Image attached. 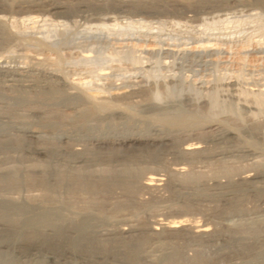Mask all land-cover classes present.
<instances>
[{"label": "bare ground", "instance_id": "6f19581e", "mask_svg": "<svg viewBox=\"0 0 264 264\" xmlns=\"http://www.w3.org/2000/svg\"><path fill=\"white\" fill-rule=\"evenodd\" d=\"M69 1L55 0L52 4L48 0H27L18 6L22 9L24 7L30 8L31 13H42L43 15L60 10L70 13L83 8L91 10L97 8V4L91 1L88 3L78 2L76 8L73 7L75 5L71 6ZM14 3L15 0H0V16L8 11ZM120 7L125 8L126 5L121 3ZM198 8L203 10L208 9L209 6L204 4L199 7L198 4ZM34 18L33 20H35ZM107 19L106 21H108ZM225 22L229 24L228 20ZM4 25H0V55H4L9 50L12 52L15 41L8 34L9 32L5 30L7 26L4 27ZM131 25L122 27L121 29H124V31L121 33L120 26L117 27L120 29L118 31L116 25H111L114 30L116 29V33L111 29V26H108V29L105 25H99L100 28L96 32L105 31L106 29V36L102 33L106 40H110V38L113 40V36H116L117 38H133L135 41L132 44L131 39L125 40L128 44L131 42L128 46V52L123 53L121 51L125 55H120L119 52L113 53L114 55L110 53L108 57H102L100 60L98 59L99 61L94 60L95 62H93L92 60L96 58L92 56V59L90 55L86 54L84 56L83 54L81 59L89 64V66L85 65V67L87 66L85 72L89 75V78L87 77L85 80L89 79V81L84 82V84L77 82V84H82L85 87L83 89H78L80 88L79 85H76V88L69 85L70 83L64 78L65 75L62 77L63 74L60 76L59 74L46 72L44 69L41 70L43 72L40 81L38 78H33L32 74L30 76V73L25 74L24 72L23 74L24 70H20V72L17 70L20 69L18 67L13 69L10 68V65L5 67L0 63V264H264V166L256 164L248 168L247 165L249 164L246 163L255 154L241 149L239 141L237 142L232 137L230 131L219 130L212 136L196 142L184 138L185 136L179 137L171 132H161L156 128L155 130L152 129V132H140L133 129L132 125H128V127L125 125L127 130L118 131L110 128L111 130L108 129L105 132L94 129L91 125L86 131L42 136L41 133L28 129L25 126L26 124H22V121L37 120L41 125L49 123V125L54 126L68 119L76 122L88 119L86 121L88 122L90 119L108 121L113 118L127 117V119L145 118V120L147 118L165 127V130L168 128L174 130L184 128L191 120H197V118L195 119L196 116L193 118V115L190 116L189 113V115H186L181 112L182 114L177 115L167 112L168 108L164 104L171 98L172 92L170 93V91L177 90L179 92L181 90L180 92H183L187 85H184V80L182 82H178V80H175L176 82L171 81L172 76L166 82L165 78H168L167 76L171 74H167L166 77L165 74L174 67H177L176 69L180 71H185L184 68L188 67L187 72L193 78L198 77L211 65L209 58L213 56L218 58L219 55H224L223 50L208 51L207 48L213 49L212 46L215 45H208L210 40L206 44L202 40H197L204 43L198 47L201 48L199 52L198 49L197 52L189 49L190 46L187 47V45H184L185 49H180L177 46V51H173V48L170 50L169 45H167L169 50L164 49L165 46L160 45L158 39L157 44L159 43V45L152 44L154 42H150L151 44L148 45L144 40H139L141 36L136 32L138 27L133 29V23ZM138 26L141 27L142 31V25ZM140 27L137 30L138 32ZM133 30H135V33ZM259 30H262V28ZM255 33L258 34L259 32L255 31ZM261 34L260 31V36ZM45 35L47 34L45 33ZM147 35L144 36L143 34L145 41H147ZM246 35H243V37H246ZM54 37L56 36L54 35ZM117 38L116 40H118ZM228 40L226 41L230 42ZM188 41L190 42V40ZM250 41H253L252 38L248 40L251 44ZM41 42L37 44L41 46ZM220 42L222 44V40ZM235 43L236 41L233 44ZM231 44L227 46L230 47ZM229 47H227L228 51ZM215 48L217 49V47ZM50 49L49 51H51ZM139 49L142 52L137 55ZM224 49H226V46ZM89 52L92 53L91 50ZM152 55L158 58H156L158 62L155 61V57H152ZM227 55L226 57H229ZM114 56L117 58L120 56V58H116L118 61H122L121 58H123V63L124 61L126 63L130 62L131 67L126 65H124L126 67L123 66L124 68L118 66L119 69L111 67L112 65L108 67L107 64L110 61L113 62L112 58ZM148 56L154 58V68L148 66V69H145L146 62L152 60H149ZM26 58L28 57L26 56ZM126 58L129 60L126 61ZM217 58L215 61L218 63ZM165 59L168 62H166L167 60L162 62ZM169 59H171L170 62ZM143 60H145V63ZM228 62L230 61L228 60ZM81 63L83 64V61ZM143 63L146 65L144 66ZM137 65L140 66L139 69L134 67ZM56 66H58L57 63ZM222 66L220 67L222 68ZM58 67L57 70L61 69ZM36 69H39V67ZM215 70H217L216 67L213 72L210 70H207V72L215 73ZM220 70H217V73ZM224 70H228V68ZM130 73L133 76L143 75H141L142 78L138 77L140 81L138 84L141 83L140 79L145 81L150 78L153 81L156 79V83H153L154 85L151 88L144 87V85H147L146 80V83L142 85L143 87H139V84L134 89V80L132 84L130 80L133 77H130ZM219 74L217 78L220 77ZM225 74L227 73L225 72ZM176 75H178L177 71ZM203 76L200 78H203ZM237 76L233 79L234 81L239 77ZM113 77L116 78L117 83L111 80L108 81ZM158 78L159 80L164 78V81L162 80L161 83L160 80L161 84H157ZM102 79L108 82L103 84L102 81L100 83L99 81ZM203 79L202 82L204 81L205 85L207 82L205 76ZM135 80L138 81L136 78ZM241 80L242 78H240V82H242ZM96 82H99L100 85L95 84ZM212 83L213 86L215 82ZM254 86L257 89V85ZM244 87L246 89V86ZM5 89L11 91L12 94L7 95L4 92ZM114 90L118 93L111 95ZM259 90L260 93L259 91L254 93V90L251 92L245 91V95L242 92L243 90L241 92L257 106L255 109L263 108L264 110V93H261V86ZM119 91L121 92L119 93ZM236 94H238V91ZM210 97L212 99L216 98L213 95ZM242 100L244 99L242 98ZM213 101L212 105L214 106L211 107H215ZM247 101L245 100V103ZM169 102L171 101L169 100ZM253 103L252 105L255 106ZM208 105L210 106L211 102ZM263 128L257 124L251 125L245 130L247 134L245 135L252 141L264 132ZM237 135L239 134L237 133ZM52 136L53 139L56 136V143L46 147ZM17 141L18 143L20 141L22 146H19L20 143L17 145ZM202 145H204V148ZM74 146H82L86 149L83 152L81 151V154L79 153L80 156H77L79 154L76 149H73ZM36 156H43L44 159L37 161L34 158ZM39 162L46 163V165L39 166L37 165ZM202 168L205 169V174L197 171ZM230 170L233 173L229 175L227 172ZM196 175L198 177H195ZM30 191H37L39 193L38 198L29 197L30 195L27 194ZM13 195L18 198L12 197ZM198 213L204 214V217L216 227L214 231H210L207 225L193 226L194 223L190 224L189 219L194 218V215L198 218ZM140 219L141 222L139 223ZM135 220H138V222ZM211 227L212 225L210 229ZM178 240L186 241L190 245L193 243L198 247L207 245L212 248L215 247L217 241H223L225 246H222V249L213 250L210 253V258L207 257L208 262L204 263L205 260L201 253H194L195 255L186 259V261L183 259L180 250L183 246L180 247L176 243ZM47 243H50V245H46ZM27 244L29 245L28 249L26 248ZM197 252L200 251L197 250Z\"/></svg>", "mask_w": 264, "mask_h": 264}, {"label": "rangeland", "instance_id": "374dc122", "mask_svg": "<svg viewBox=\"0 0 264 264\" xmlns=\"http://www.w3.org/2000/svg\"><path fill=\"white\" fill-rule=\"evenodd\" d=\"M26 1L27 0H15L14 5H12L8 9V11H6L4 14H1V16H0V23H2L0 25L3 26L5 24L4 27L7 26V27H5L6 28L5 30H7V32H9L8 34L15 40L14 43H13L12 52H11V50H9L8 52L4 53V55L2 54L3 56L0 55L1 56L0 63H2V65H4L5 67H9V65H10V68H13V69L18 67L20 69H17V70H19V71L20 70L21 71L24 70L23 74H24V72H25V74H29L30 73L29 74L30 76L33 75L34 76L33 78H36V79L38 78L40 81H41V78H42L41 74L43 72L41 70L45 69L46 72L48 71L50 73L59 74L60 76L63 74L62 77L65 75L66 77L64 76V78H65V80L68 81V83H70L69 85H71L72 87L75 86V88H76V85L78 86L80 83L84 84V82L86 83L87 81H89V79L85 80L89 76L85 72V71H87V66H89V64H87L88 62L86 63L84 60L81 59L83 57L82 56L83 54H84V56L86 54L90 55L91 58L93 56V58H96V59L92 58L93 59L92 61L95 62V61H99L102 57H105V58L108 57L110 53H112V55H114L116 52H119L120 55H125V54H122V52L125 53V51L126 52L129 51V47H128L129 44H131V42L133 44V41H135V40H133V38H128V37H126V38L125 37L117 38L116 36H113L114 37V39H113L114 41L112 40V38H110V40H106L104 38L106 36V34H107L106 29H105V31L102 30L101 32H98L99 34L96 32V30L98 31L99 30L98 28H100L99 25H105V26H107L108 29H109L108 26L116 25V29H118V31L122 27H127L129 24H130V26H132L131 25L132 23H133V29L138 27L137 30H139V27H140L138 25H142V28H143L142 31H141V27H140V31L139 32L136 30V32L139 33L140 36H141V38H139V40L142 39V40H144V42H147V44L149 45L152 42H154L152 44H157V39H158V42L160 41V45L162 44V45L165 46V48L163 46L164 49H168L167 45H169L170 50H172V48H173V51H177L178 48L185 49L184 45H187V47L190 46L189 49H193V51H195V52H197V49H198V52H199V50L201 48H198V47H200L201 44L208 43V40H210L208 45H213V44H215V45L212 46L213 49L207 48L208 51H212V50H214V51H217V50L222 51L223 50V52H224V55L221 54V56L224 58V60H223V58L220 55H219L218 58H217V56L216 57L213 56L215 59L213 57L209 58V61H210L211 65H209L208 68L206 69V71H204L206 73L203 72V74L201 73V75L198 76V77H194L193 78L192 75L189 72H187V70H186V69H188V67L184 68L185 71L181 70L182 73H181L180 70L176 69L177 67H174V69H172L171 71L170 70L167 71L168 73L165 74V77L167 76V74H171V75L167 76L168 78H165L166 82H168L169 78H171V76H172L171 81L176 82L175 80H178V82L179 81L182 82V80H184L185 81V82L183 81L185 83L184 85L188 86V89H187V86H186V88H184V91L182 90L183 92H180L181 90L179 92L177 90H171L170 93L172 92V94L170 96H171V98H173V100H171V98H170V99L167 100L168 102L164 104V105L167 106V108H168L167 112H169V113H173V114H177L178 115V114H180L182 112V113H184L186 115L188 113L190 114V116L193 115V118L196 116L195 119L197 118V120L189 121L188 122L189 124L184 126V128L186 127L185 129L184 128H182V129L180 128V129H174L173 130V129H169L168 128V129H166L167 130L166 131L165 127H162L161 125L154 123L150 119H147V118H146V120H145V118H134V119L133 118H128L127 119V117L126 118L125 117H121V118H116V119L113 118L112 120H108V121L105 120L108 123L105 122L104 120H95V119H90L88 122H86L88 119L86 121H82V122H79V121L76 122L75 120H69L68 119V120H65L62 123H59V124L54 125V126H51V124L49 125V123H44L45 125L44 124L41 125L40 122H38L37 120L36 121H22L23 122L22 124L23 125L26 124L25 126H27L28 129H32V131H35L37 133H41L42 136H47V135L49 136V135H53V134L54 135L55 134L58 135V134L71 133L73 131H86L88 128H90L91 125H92L91 126L92 128L98 129L99 131H102V132H105L108 129L109 130L116 129L118 131L127 130L126 126L128 127V125L129 126L132 125L133 129H137V131H140V132H142V131L143 132H147V131L152 132L156 128V130H159L161 132H166V133L171 132L173 135H176V136H179V137H184L185 136L184 138L191 139V140H194L196 142L197 141L199 142L200 140H202L205 137L212 136L213 134L217 133L219 130H228V131H230L232 133V137L235 138V140H237V142L239 141L238 143H239V146L241 147V149L247 150L249 152H253L255 154L254 157L257 160L254 157L251 158V160H249L246 163V164H249V165H247L248 168L253 166V165H256V164L258 166L259 165L264 166V153H263L264 152V149H263L264 148V143H263L264 142V134H263L264 132L259 134L256 137V139L255 138L252 139V141L248 139V137L246 136L247 134L245 133V130L249 126L254 125V124H257L260 127H264V110H263V108L262 109L260 108L262 110V112H263L262 113L260 111V109H255V108H257V106L251 101V99L249 97H248L249 98L248 99L246 96H244L245 95L244 94L245 91L251 92V91L254 90V93H258V91L260 93V90H259L260 86H261V90L262 91L264 90V83H263L264 82V35H262V34H264V0H262V1L261 0H220L222 2V4H220L221 2L219 0H212V1H210V0L209 1L208 0H131V1L130 0H70L69 4L71 6L75 5V6H73L75 8H76L78 2L88 3L89 1H91L93 3H96L97 4V8L96 9H92V10L89 9V8H87V9L83 8V9H79V10H76V11H73V12H70V13L69 12L67 13V12H65L63 10H60V11H53V12H50V13L45 14V15H43L42 13H35V14L31 13L30 10H29L30 8L27 9V7H24L25 5L23 6L24 7L23 9L19 8L20 6H18V5H20L21 3L26 2ZM198 1H200V2H198ZM48 2L53 4V2H55V0H48ZM121 3H124L126 5V7L125 8H121L120 7ZM218 3H219V5H218ZM224 3H226V4H224ZM15 4H16V6H15ZM196 4H197V6H196ZM198 4H199V7L201 5L203 6L204 4L206 6H209L208 9H203L204 11H207V12H204L202 9H199L198 8ZM117 5H118L119 8L117 7ZM209 9H211V10H209ZM214 9H216L217 11L216 10L214 11ZM23 13H25V14H23ZM28 13H30V14H28ZM9 15H10V17H8ZM34 17H36L37 19L34 18ZM33 18L35 20H33ZM106 19L108 21H106ZM1 20H2V22H1ZM226 20H228L229 24H227V22H225ZM138 22L141 23V24H139ZM9 23H10V25H9ZM112 26H111V29H113ZM118 26H120V29L117 28ZM9 27H10L11 30L9 29ZM53 28H54V30H53ZM260 28H262V30H259ZM242 30H243V32H242ZM122 31H124V29H121L120 33ZM134 31L135 30H133V32ZM244 31H246V32H244ZM255 31L259 32L258 33L259 35L257 33H255ZM260 31L262 33L261 36H260ZM16 32H17V34H16ZM22 32H23V34H22ZM238 32H239L240 35L238 34ZM36 33L38 34V36H37ZM45 33L47 35L48 34L49 35L47 36V35H45ZM246 33H247V35H246ZM110 34H112V33H110ZM143 34H144V36H146V34H148L147 35L148 39L146 38L147 41H145V38H144ZM220 34H221V36H219ZM29 35H30L31 39L29 38ZM51 35H53V36H51ZM54 35L56 37H54ZM243 35L244 36L246 35V37H243ZM253 35H254V37H253ZM257 35H258V37H257ZM98 36H100V37H98ZM44 37H45V39H44ZM229 37L230 38L232 37L233 39L231 38V41H230ZM250 37L253 40V41H250L251 44L248 42V40H251ZM261 37L263 38V41H262ZM53 38H55V39H53ZM116 38L118 40H116ZM235 38H238V39H235ZM126 39H127V41L131 39L130 40L131 42H129V44H128V42L125 41ZM188 40H190V42ZM197 40H202V41H204V43L200 42V41H197ZM221 40H222V44H220ZM226 40H228L230 42H227ZM19 41H21V42H19ZM111 41H112V43H111ZM123 41H125V42H123ZM175 41H176V44H175ZM235 41H236V43L233 44ZM26 42H27L28 45L25 44ZM38 42L42 43V45H41L42 47L39 44H37ZM168 42H169V44H168ZM184 42H185V44H184ZM216 42H218L219 45ZM29 43H32V44H29ZM44 43H45V45H44ZM165 43H166V45H165ZM228 43H230V44L232 43L230 47L227 46V45H230ZM88 44H89V46H88ZM253 44H254V46H253ZM38 45H39V48L37 47ZM157 45H159V43ZM20 46H21V48H19ZM177 46H178V48L176 49ZM181 46H182V48H181ZM225 46H226L227 51H226V49H224ZM246 46H248V47L246 48ZM31 47H33V48H31ZM48 47H49V49L51 48L50 49L51 51H49V49L47 50ZM53 47H55V48H53ZM100 47H102V48H100ZM108 47H109L110 50L108 49ZM110 47H112V48H110ZM125 47H126V49H125ZM215 47H217V49ZM227 47L230 48L229 51H230V53L232 55L229 53ZM96 48H98V49H96ZM220 48H222V49H220ZM244 48H245V50H244ZM53 49L55 50V53H54ZM146 49H149V48H146ZM253 49H255L256 52H254L255 50H253ZM260 49H261V51H260ZM89 50H91L92 53L89 52ZM104 50H105V53H104ZM139 50L140 51H138L137 55H139V53L142 52L141 49H139ZM248 50H249V52H248ZM258 50L260 52H257ZM25 52H26V54H25ZM85 52H88V53H85ZM226 52H228L229 55H227L228 53H226ZM242 52H244V53H242ZM28 53H30V54H28ZM236 53H237V55H236ZM239 54H242V55L244 54V56L246 58L244 56H242V55L239 56ZM21 55H22V57H21ZM226 55L229 56L230 58L226 57ZM26 56L28 58H26ZM153 56L154 55H152V57ZM250 56H252V57H250ZM149 57L150 56L147 57L149 60L152 59L151 61H149L150 64H148L149 62L147 61L146 62L147 65L145 64L146 65L145 66L144 65L145 60H143L144 61L143 65L145 66V69L146 68L148 69V66L149 67L153 66L152 68H154L155 61L158 59L156 56H154L155 57V61H153L154 58H152V57L149 58ZM116 58L117 57H115V56H114V58H112L114 64H112L113 62L110 61L109 63H111V64L108 63L107 66L110 67L112 65L111 67H114L115 69H119L120 66L122 68H124L126 66L127 67H131L130 66V64H131L130 62L126 63L124 61V63H125L124 64L122 62L123 58H121L122 61L119 60L120 62L117 60L118 58H120V56L117 59ZM216 58H217L218 63H220V62H222V63L218 64L215 61ZM25 59H26L27 62L25 61ZM227 59L230 62H228ZM1 60H2V62H1ZM31 60H32V62H31ZM128 60L129 59L126 58V61H128ZM166 60L167 59L163 60L162 62H164ZM81 61H83L84 65L81 63ZM170 61H171V59H169V62ZM235 61H236V63H235ZM28 62H29V64H28ZM79 62H80V64H79ZM153 62H154V64L152 65ZM157 62H158V60H157ZM166 62H168V60ZM224 62H225V64H224ZM3 63H6V64H3ZM43 63H45V64H43ZM56 63L58 64L59 67L56 66ZM86 64H87V66L85 67ZM127 64H129V65H127ZM124 65H126V66H124ZM212 65H214V66H212ZM226 65H227V67H226ZM37 66L39 67L40 71H39V69H36V68H38ZM137 66H134V67L139 69L140 66H138V67ZM144 66H143V68H144ZM220 66H222V68ZM57 67L61 68V69L57 70ZM209 67H210V69H209ZM213 67L214 68L216 67L217 70L221 69L222 72L220 70L219 71L220 74H219V72L217 73V70H215L216 72L215 71L214 72L217 73L215 75V73H212L213 70H214ZM225 67L228 68L229 71L228 70H224V69H226ZM230 67H232V68L230 69ZM85 68H86V70H85ZM238 68L240 70H242V72H240V70ZM249 68H250V70H249ZM207 70L208 71L210 70L212 72H207ZM230 70H231V72L234 70L232 72V75H231ZM176 71H177L178 75H176ZM245 71H247V72L244 74ZM56 72H58V73H56ZM78 72H79V75H78ZM80 72H82V73H80ZM225 72L227 74H225ZM239 72L241 73L240 76H239V74H240ZM172 73L174 74V76H173ZM242 73H243V76H242ZM218 74L221 77V78L219 77L221 80L219 78H217ZM221 74H224V75H221ZM129 75H130V77L131 76L133 77L130 80V82L132 84L134 82V85H135V88L133 87L134 89H136V85L139 86V84H140L139 87H143L142 85H144L146 83L145 82L146 80H147V85H144V87L148 86V88H151L156 83V79H155V81H153L150 78L151 80L150 79L149 80L146 79L145 81L143 79H140L141 83L138 84V82H140L139 78H142L141 77L142 74H140L138 76L135 75L136 77L133 76L132 73H130ZM202 75L205 76V80L207 81V82L206 81L205 82H206V84L208 83L209 85L208 84L204 85V81L202 82V80H204L203 79L204 76H203V78H200ZM77 76H79V77H77ZM83 76H86V77H83ZM235 76H237L239 78V80L236 77L237 79L234 81L233 79H235ZM134 77L136 79H138V81L135 80ZM249 77H250L251 80L248 79ZM209 78H211V79H209ZM222 78H223V80H222ZM224 78H226L225 79L226 81L224 80ZM240 78H242V80H241L242 82H240ZM212 79H215V80L213 81ZM227 79H228V81H227ZM243 79H245V80H243ZM109 80H111L114 83H117L115 77L108 79V81ZM160 80H161V83H162V80L164 81V78H160ZM160 80H159V78L157 79V84L160 83ZM208 80H209V82H208ZM231 80H232V82L234 81L235 83L234 82L232 83ZM79 81H81V82H79ZM102 81H103V84L108 82V81L106 82L104 79H102L99 82L102 83ZM189 81H190V83H189ZM195 81H196V83H195ZM210 81L215 82L216 84L214 83V85L212 86L213 83L211 82L212 83L211 84ZM77 82L79 84H77ZM99 82H96L95 84L98 83L97 85H100ZM142 82H144V83H142ZM244 83H245V85H244ZM73 84H75V85H73ZM218 84H219V86H217ZM223 84H225V85L223 86ZM241 84L246 86V89ZM237 85H238V87H237ZM254 85H257V89H256V87ZM249 86H250V88H249ZM258 86H259V88H258ZM79 87L80 88H78V87L77 88L78 89H83L84 86H82V84H81V85H79ZM220 87H222V88H220ZM230 88L233 91L232 94H231L232 91H231ZM226 90H228V91H226ZM240 90L243 92L244 95L242 94V92ZM114 91H116V90H114ZM114 91L111 92V95H114V94L118 93V91H116V92H114ZM188 91H191V92L188 93ZM237 91H238V94H236ZM262 91H261V93H264ZM4 92L7 95L12 94L11 91H9L8 89H5ZM120 92L121 91H119V93ZM194 92H195V94H194ZM208 93L213 95L216 98L212 99L210 97L211 95L209 96ZM239 93H240V96H239ZM200 94H201V96H200ZM178 95H179V97H177ZM196 98H197L198 101L196 100ZM242 98L244 100H242ZM246 98L248 99V101H247ZM216 99H218V100H216ZM169 100L171 102H169ZM221 100H222V104L220 105ZM245 100L248 103L247 102L245 103ZM191 101H192V103H191ZM196 101H197V103H196ZM212 101L215 104V107H211V106H214V105H212ZM216 101H217V103H216ZM210 102H211V105L209 106L208 104H210ZM252 103L256 107L253 106ZM205 104H207V106H205ZM246 104H247V106L249 108L246 106ZM169 106H171V107H169ZM250 113H252V114H250ZM258 113L260 115H262V116H260ZM66 114H67V112H66ZM255 118H257V119H255ZM101 121H103L104 123L101 122ZM204 123H205V126H204ZM223 124H224V126H223ZM245 124H246V126H245ZM160 127H162V128H160ZM201 127H203V128H201ZM230 128H231V130H230ZM237 133L239 135H237ZM207 135H209V136H207ZM55 137L56 136H54V139H53V136H52V138L49 140V142H47L46 147H49L52 144L56 143V140H55L56 138ZM243 138H244V140H243ZM253 140L254 141L256 140V141L254 142ZM242 142H243V144H242ZM252 142H254V143H252ZM259 142H261V143H259ZM17 143H18V141H17ZM19 143H20V145H19ZM19 143L17 145L22 146V143L20 141H19ZM260 145H262V146H260ZM202 147L204 148V145H202ZM73 149L74 150L76 149V152L78 151L77 153L81 154L86 148H83L82 146H76V147L74 146ZM255 150H256L257 153L255 152ZM80 154L77 155V156H80ZM34 158L37 161H40V159L41 160L44 159L43 156H36ZM243 164H245V163H243ZM37 165L45 166L46 163L39 162V163H37ZM204 170L205 169L202 168V169H199L197 171L204 172ZM205 173L206 172H204L203 174H205ZM232 173H233V171H231V170L227 172V174H229V175L232 174ZM195 177H198V176L196 175ZM38 194L39 193L37 191H34V192L30 191L27 195H30L29 197H31V198L34 197V199L35 198L37 199L38 198L37 197ZM24 195L26 196L25 193H24ZM12 197L15 198L16 196L13 195ZM16 198H18V197H16ZM197 215H198V218H197L196 215H194L195 216L194 218L189 219L190 220V224L194 223L193 226L194 225L195 226L207 225L208 226L207 228L210 231H212V230L214 231L215 230L216 227L206 217H204V214H199L198 213ZM201 217H202V219L200 220ZM138 220H135V221L138 222ZM140 222H141V219H140L139 223ZM210 223L212 225L211 229H210V226H211ZM179 241L180 240H178L176 243L180 247L183 246L182 249H180L181 252H182L181 254H182L183 259L186 260V259H189L190 257H193V255H195L194 253H201L202 256L204 257V260H205L204 263L208 262V260H209L208 258H210V253L213 250L222 249L225 246V243L223 241H217L215 247H213V248L209 247L207 245H203L202 247H198L197 245H193V243L190 245L186 241H180V243H179ZM46 245H50V243H47ZM185 245H187V246H185ZM188 245H189V247H188ZM28 246L29 245L27 244L26 245L27 249L29 248ZM184 246H185V248H184ZM186 247H188V248H186ZM191 249H192V252H191ZM196 249L198 251H200V252H197ZM193 251H195V252H193ZM222 264H226V263H222Z\"/></svg>", "mask_w": 264, "mask_h": 264}]
</instances>
